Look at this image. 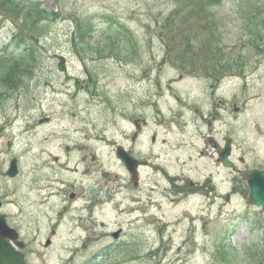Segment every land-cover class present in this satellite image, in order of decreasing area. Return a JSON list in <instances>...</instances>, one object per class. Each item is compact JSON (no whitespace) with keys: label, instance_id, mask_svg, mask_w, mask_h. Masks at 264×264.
I'll return each mask as SVG.
<instances>
[{"label":"rangeland","instance_id":"374dc122","mask_svg":"<svg viewBox=\"0 0 264 264\" xmlns=\"http://www.w3.org/2000/svg\"><path fill=\"white\" fill-rule=\"evenodd\" d=\"M38 1L58 16L23 86L0 103V213L26 264H205L225 237L264 232L248 187L264 170V44L240 19L263 17L264 0L209 2L207 18L209 0ZM4 15L0 51L19 31ZM79 21L102 35L121 23L135 57L79 53ZM215 47L243 69L214 76ZM119 147L144 165L129 172Z\"/></svg>","mask_w":264,"mask_h":264},{"label":"trees","instance_id":"16d2710c","mask_svg":"<svg viewBox=\"0 0 264 264\" xmlns=\"http://www.w3.org/2000/svg\"><path fill=\"white\" fill-rule=\"evenodd\" d=\"M186 1L192 5L200 0ZM209 2L216 5L220 4L221 0H209L199 8L206 14L205 18L212 14L207 12ZM0 13L5 14L4 19H9L19 29L18 34L10 33L9 41L4 45L3 53L0 54L1 103L7 94L23 86L33 65H36V61L40 58L35 41L50 31L51 21L58 15L42 8L38 0H0ZM240 19L242 20L241 26L246 30L252 44H264V16L261 17L259 13L250 16L244 14L240 16ZM0 26H2L1 20ZM93 27L94 24L91 21L78 22L72 44L74 48L79 49V53H95L98 58L94 59H104L112 55L118 60L129 61L135 57L133 55L136 52V44L127 29L116 24L109 27L105 35H102L97 34V29ZM94 33L95 39L89 42L88 40ZM212 50H210L213 52L209 57L210 60H215L219 56V51L223 57L227 54L221 47H215ZM241 66L243 65L233 66L224 57L215 65L217 71L213 74H216L214 76L232 74L242 70ZM88 74L91 75V73ZM92 75L95 79L97 78L95 74ZM205 264H264V232L258 234L255 239L240 243L225 237L219 245H216L214 257L206 261Z\"/></svg>","mask_w":264,"mask_h":264},{"label":"water","instance_id":"95a60500","mask_svg":"<svg viewBox=\"0 0 264 264\" xmlns=\"http://www.w3.org/2000/svg\"><path fill=\"white\" fill-rule=\"evenodd\" d=\"M229 140L224 144V148L219 151V159L224 166H228L227 156L230 153ZM116 155L123 161L128 171L134 172L136 167L142 164L128 155L122 148H118ZM15 159H12L6 174L10 177L15 176L17 173ZM249 198L250 202L254 205L261 206L264 210V171L252 170L249 177ZM18 233L15 229L10 228L0 215V264H25L24 255L17 251L12 243L18 248L23 247V242L17 241Z\"/></svg>","mask_w":264,"mask_h":264},{"label":"flooded vegetation","instance_id":"af4514ba","mask_svg":"<svg viewBox=\"0 0 264 264\" xmlns=\"http://www.w3.org/2000/svg\"><path fill=\"white\" fill-rule=\"evenodd\" d=\"M48 240V239H47Z\"/></svg>","mask_w":264,"mask_h":264}]
</instances>
